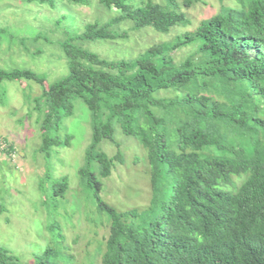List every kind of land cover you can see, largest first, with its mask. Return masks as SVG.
<instances>
[{
	"label": "trees",
	"instance_id": "16d2710c",
	"mask_svg": "<svg viewBox=\"0 0 264 264\" xmlns=\"http://www.w3.org/2000/svg\"><path fill=\"white\" fill-rule=\"evenodd\" d=\"M199 1L97 0L117 15L86 24L75 35L64 31L58 45L67 61L66 75L48 84L31 69L0 68V83L41 89L26 100L37 112V152L45 160L54 147L69 143L70 137L61 141L59 132L74 102L80 100L89 110L91 139L77 173L86 209L109 225L103 250L99 244L96 251L100 264H264V0L221 4L192 31L132 59L107 60L82 46L125 38L127 31L117 34L113 27L126 20L133 30L167 34L188 25L181 8ZM183 46L193 51L177 64L170 53ZM160 92L170 96L160 97ZM117 134L145 154L151 195L140 211H117L100 194L101 180L123 158L120 151L108 156L101 144L118 145ZM55 185L53 195L62 196L68 178ZM47 228L56 243H64L56 221ZM69 256L64 264L71 263ZM57 258L47 246L32 264H60ZM0 264L21 263L0 247Z\"/></svg>",
	"mask_w": 264,
	"mask_h": 264
},
{
	"label": "rangeland",
	"instance_id": "374dc122",
	"mask_svg": "<svg viewBox=\"0 0 264 264\" xmlns=\"http://www.w3.org/2000/svg\"><path fill=\"white\" fill-rule=\"evenodd\" d=\"M52 1L51 7L23 0H0V30H3L0 68H28L51 84L67 73V61L58 45L66 37L64 31L75 35L86 24L102 23L117 15L116 9L106 10L97 0H90L85 6L65 0ZM221 4L230 6L233 2L200 0L189 8L182 7L188 25L175 27L167 34L150 28L133 30L131 22L126 20L113 27L117 34L127 31L125 38L84 42L82 46L107 60L132 59L152 45H169L176 37L192 31L201 20L218 12ZM37 35L39 39L32 40ZM192 51L191 46H183L170 55L178 64ZM24 86L17 81L0 83V247L21 264H32L35 255L47 246L61 257L57 258L60 264L70 262L66 259L69 255L70 264H89V258L100 264L101 253L96 251L99 244L103 250L109 225L105 221L99 223L98 215L86 209L89 205L84 202V189L77 173L91 139L90 112L80 100L74 102L73 114L64 120L59 132L61 141L65 136L70 137L69 143L54 147L49 160H45L37 152L41 140L37 112L31 101L40 95L41 89L33 84L31 89L23 90ZM28 93L31 99L26 100ZM159 96L170 93L160 92ZM115 140L118 145L101 144L108 156L118 151L123 155L111 175L101 180V197L117 211H140L147 207L151 195L144 151L120 134ZM62 177L68 178L67 190L55 197L52 190ZM50 221L60 225L63 244L56 243L54 234L47 228Z\"/></svg>",
	"mask_w": 264,
	"mask_h": 264
}]
</instances>
